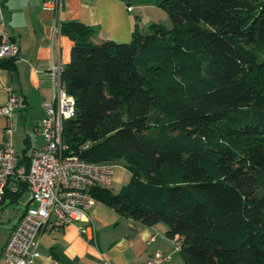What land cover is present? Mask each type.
<instances>
[{"label": "trees", "instance_id": "1", "mask_svg": "<svg viewBox=\"0 0 264 264\" xmlns=\"http://www.w3.org/2000/svg\"><path fill=\"white\" fill-rule=\"evenodd\" d=\"M159 5L172 25L144 31L137 21L126 42H94L92 26L62 23L74 41L65 153L124 159L128 183L94 196L125 217L165 223L186 264H264V0ZM27 190L3 195L17 202Z\"/></svg>", "mask_w": 264, "mask_h": 264}, {"label": "crops", "instance_id": "2", "mask_svg": "<svg viewBox=\"0 0 264 264\" xmlns=\"http://www.w3.org/2000/svg\"><path fill=\"white\" fill-rule=\"evenodd\" d=\"M45 1L5 0L8 32L19 45V52L16 58L0 60V107L7 105L11 95L17 97L11 115H0V146L11 140L19 157L31 156L43 143L41 123L55 92L53 66L64 68L71 59L74 41L61 31L62 23L80 21L92 26L94 42H126L131 40L137 21L144 29L170 19L160 0H63L58 12L45 8ZM57 24L59 32L55 30ZM10 59L14 61L12 67L3 64ZM112 164V182H123V169ZM7 198L1 195L0 204H6ZM21 199L22 209L15 220L9 219L10 226L0 240V254L27 206L33 205L29 190L17 202ZM90 214L95 240L75 225L57 226L52 219L39 236L41 257L32 264H143L155 250L170 256L164 264H186L178 249L179 237L170 236L165 223L148 225L98 200Z\"/></svg>", "mask_w": 264, "mask_h": 264}, {"label": "built area", "instance_id": "3", "mask_svg": "<svg viewBox=\"0 0 264 264\" xmlns=\"http://www.w3.org/2000/svg\"><path fill=\"white\" fill-rule=\"evenodd\" d=\"M62 6L63 0L44 3L45 8L57 12ZM4 8L5 0H0V59L16 58L19 45L8 32ZM55 30L59 32L60 24ZM63 71L61 65L53 66L55 92L45 106L46 116L41 123L43 143L33 149L29 166L20 163L11 140L0 146V198L6 187L15 193L20 184H25L33 203L13 227L2 248L0 264H32L40 258L39 236L52 219L57 226L72 224L91 240L96 239L90 214L97 202L93 189L112 183L114 165L93 163L65 153L63 120L75 115V98L66 89ZM16 105L17 97L11 95L7 105L0 107V115L9 117ZM7 131L11 136V131ZM177 245L179 249V242ZM169 258L161 250H155L143 264H164Z\"/></svg>", "mask_w": 264, "mask_h": 264}, {"label": "rangeland", "instance_id": "4", "mask_svg": "<svg viewBox=\"0 0 264 264\" xmlns=\"http://www.w3.org/2000/svg\"><path fill=\"white\" fill-rule=\"evenodd\" d=\"M162 23L168 26L172 25L170 19ZM143 30L144 31L148 30V27H144ZM124 163H125L124 159H118L116 162H114V164L122 168L124 172V178L122 180L123 182L114 180L109 185V188H111L115 192H118L121 189L120 187H122V185L128 183L131 177V173L128 171L127 168L124 167ZM23 203H24L23 199H21L19 202H12L11 199L8 197L6 204H0V240L4 236L6 229L10 226L11 222H9V219L12 220L16 219V215L18 211L22 209Z\"/></svg>", "mask_w": 264, "mask_h": 264}, {"label": "water", "instance_id": "5", "mask_svg": "<svg viewBox=\"0 0 264 264\" xmlns=\"http://www.w3.org/2000/svg\"><path fill=\"white\" fill-rule=\"evenodd\" d=\"M3 199V198H2ZM3 202V200L1 201V203Z\"/></svg>", "mask_w": 264, "mask_h": 264}]
</instances>
